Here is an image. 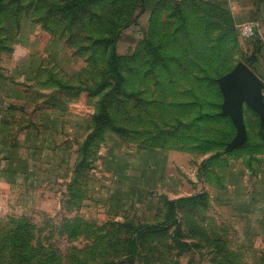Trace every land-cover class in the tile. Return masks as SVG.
Segmentation results:
<instances>
[{
  "label": "crops",
  "instance_id": "obj_1",
  "mask_svg": "<svg viewBox=\"0 0 264 264\" xmlns=\"http://www.w3.org/2000/svg\"><path fill=\"white\" fill-rule=\"evenodd\" d=\"M141 6V17L150 19V50L163 45L159 34L180 35L184 28L198 41L189 42L182 63L196 68L175 76L138 70L134 84L122 87L124 94L132 89L133 107L126 98L118 108L110 105V93L121 86L96 79L86 54L73 53L77 65L65 68L68 43L33 40L42 29L32 30L28 17L26 23L0 19V264H18L28 243L46 241L47 218L51 231L68 227L71 242L95 226L105 234L133 226L135 236L198 229L230 246L237 242L232 226H208L209 210H238L241 199L249 200V185L264 196V109L244 103L240 131L224 109L221 84L243 63L261 80L264 103V0H141ZM177 6L186 8L166 9ZM245 23L256 27L250 40L240 35ZM170 61L152 56L150 65ZM177 166L185 178L194 171L197 185L170 196L163 182ZM102 194L107 220L82 214ZM57 202L60 219L54 220L44 211Z\"/></svg>",
  "mask_w": 264,
  "mask_h": 264
},
{
  "label": "rangeland",
  "instance_id": "obj_2",
  "mask_svg": "<svg viewBox=\"0 0 264 264\" xmlns=\"http://www.w3.org/2000/svg\"><path fill=\"white\" fill-rule=\"evenodd\" d=\"M173 8L181 10L186 7L166 9ZM143 12L141 0H0V19L6 18L19 23L24 17L26 23L27 17L30 18L32 30L42 29L32 35L35 36L33 40L61 42L65 48L66 43L70 45L69 50L63 48L65 68L67 65H77L73 53H84L92 61L90 72L95 78L102 76L113 86L118 81L134 84L138 70L139 73L156 75L159 68L164 73L175 76V70L184 72L186 69L196 68L182 63L183 58L189 57V42L198 41L196 35L185 32L184 28L179 29L180 35L161 33L158 36L159 43L163 42V45L160 44L163 49L156 48V45L152 51L149 48L150 34L147 29L150 19L141 17ZM58 49L57 46V58ZM152 56L164 63L171 59V65L152 67ZM141 59H146L147 64L141 66ZM130 90L132 89L127 88L128 92ZM111 94L122 96L115 91L110 93L112 97ZM82 114L87 116L85 112ZM71 118L66 115L64 120L69 121ZM102 153H106V150H102ZM101 167L98 164L97 173L101 171ZM169 173L174 175L171 179H164L163 191L170 196L185 189H196L194 171L187 172L188 178L182 176L184 171L180 166ZM97 181L109 184L111 179L98 177ZM247 189L249 200L241 199L238 210L213 206L207 214L210 217L207 219L208 226H213L215 222L232 226V235L237 242L230 246L207 240L198 229L189 228L184 234L179 232L180 238L185 239L183 242L186 247L172 244L169 249L162 248L158 252L152 249L153 242L145 239L140 245L145 254L142 256L134 242L141 239L134 235L136 231L133 226L114 230L109 227L106 234L103 226H95L93 231L80 234L78 242H71L68 227L61 225L56 232L51 231L52 228L48 226L53 221L47 218L46 231L42 233V236L45 233L46 241L40 243V246L28 243L24 249V255L27 256L19 259L18 264H264V196L254 195L251 185ZM96 198L98 201L95 208L82 211V214L87 212L89 217L91 215L95 220L103 222L108 218L106 200L103 194ZM114 201H117V197L113 198V203ZM56 209H59L58 202L57 205H47L44 213L49 218L58 220L60 210ZM63 212L65 213L64 209ZM44 213L41 212L42 215ZM41 214L36 216L38 221L42 220ZM127 218L129 221L134 220L132 216ZM217 229L224 235V229H219L218 226ZM160 244L166 246L164 243Z\"/></svg>",
  "mask_w": 264,
  "mask_h": 264
},
{
  "label": "water",
  "instance_id": "obj_3",
  "mask_svg": "<svg viewBox=\"0 0 264 264\" xmlns=\"http://www.w3.org/2000/svg\"><path fill=\"white\" fill-rule=\"evenodd\" d=\"M221 84L225 100L224 109L242 131L244 103L258 111L264 109L262 82L245 64L240 63L222 79Z\"/></svg>",
  "mask_w": 264,
  "mask_h": 264
},
{
  "label": "trees",
  "instance_id": "obj_4",
  "mask_svg": "<svg viewBox=\"0 0 264 264\" xmlns=\"http://www.w3.org/2000/svg\"><path fill=\"white\" fill-rule=\"evenodd\" d=\"M124 82L118 81L117 84L114 83L116 86L117 85L121 86L120 89L116 87L114 89V91L116 93H118V94L120 93L122 96H119V95L117 96V95H113V94H111V95H113L112 97L109 96L110 97L109 103L113 107L118 108L119 105L122 106L123 103H124V99L125 98H126V101H127V107H129V106L133 107V103H134V101H133V92H130V91L128 92L127 91V94L123 93V88L122 87H123V83ZM107 83L111 84L110 81H107ZM107 83H104L103 85L106 86ZM107 97L108 96H106L105 101H107ZM100 120H103V118L100 117ZM106 120L107 119H105V121ZM165 237H175L177 239V241H169V240H166ZM138 238H140L141 240L137 239V240H134V242H135L137 248L139 247L138 248V253L141 252L140 254L142 256H145V254H144V252H142L143 249H141L140 245L142 244V242L146 241L145 239H147V241H151V243L153 242L152 249L155 250V251L157 250L158 252L161 251L162 248H164V249L168 248L169 249V247H171L172 244L173 245H179L181 248L186 247L184 242L181 240L182 237L180 238L179 234H174V236H169L168 234H165V233L164 234H161V233L154 234V233H151L149 231H144L141 235L138 236ZM160 243H164V244H166V246H163ZM138 253H137V255H138ZM146 256H147V254H146ZM151 261H153V260L151 259ZM152 264H153V262H152Z\"/></svg>",
  "mask_w": 264,
  "mask_h": 264
},
{
  "label": "built area",
  "instance_id": "obj_5",
  "mask_svg": "<svg viewBox=\"0 0 264 264\" xmlns=\"http://www.w3.org/2000/svg\"><path fill=\"white\" fill-rule=\"evenodd\" d=\"M240 35L246 40H250L256 35V27L253 24L245 23L240 27Z\"/></svg>",
  "mask_w": 264,
  "mask_h": 264
}]
</instances>
